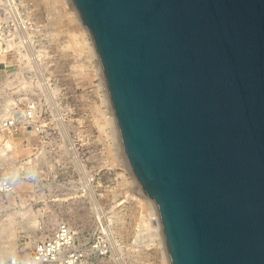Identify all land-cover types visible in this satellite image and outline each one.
I'll list each match as a JSON object with an SVG mask.
<instances>
[{
  "label": "water",
  "instance_id": "obj_1",
  "mask_svg": "<svg viewBox=\"0 0 264 264\" xmlns=\"http://www.w3.org/2000/svg\"><path fill=\"white\" fill-rule=\"evenodd\" d=\"M171 264H264V0H72Z\"/></svg>",
  "mask_w": 264,
  "mask_h": 264
},
{
  "label": "rangeland",
  "instance_id": "obj_2",
  "mask_svg": "<svg viewBox=\"0 0 264 264\" xmlns=\"http://www.w3.org/2000/svg\"><path fill=\"white\" fill-rule=\"evenodd\" d=\"M26 1L36 23L30 37L38 41L35 48L45 55V77L57 88L53 90L59 100V107L43 109L40 119H65V127H73L75 133H69L76 137L73 147L71 139L53 137L54 125L48 124L43 138L29 129L7 139L11 150L9 160H0V176L14 178L17 192L0 197V264H7L16 253H29L36 241L52 235L59 222L68 223L77 233V245L85 249L92 264H163L162 249L150 237L154 218L131 174L133 170L129 162L131 172L122 159L114 158L115 144L101 94L93 87L90 50L83 44L77 10L69 0ZM12 32L1 28L0 43ZM75 38L80 41L78 49L71 46ZM5 48L0 45V98L9 95L2 84H13L2 63H15V52L9 55ZM18 78L30 81L25 75ZM74 159L83 170L81 175L100 187L95 192L103 199L99 204L102 223L93 205L71 199V186L77 179L71 171ZM101 167L108 169L106 174L100 172ZM99 237L109 242L106 253L89 250Z\"/></svg>",
  "mask_w": 264,
  "mask_h": 264
},
{
  "label": "built area",
  "instance_id": "obj_3",
  "mask_svg": "<svg viewBox=\"0 0 264 264\" xmlns=\"http://www.w3.org/2000/svg\"><path fill=\"white\" fill-rule=\"evenodd\" d=\"M30 14L31 9H29L26 0H0V29L14 31L9 34L10 37L2 39L0 45L6 47L4 51L9 55L15 52V63H2V68L6 70V76L13 79V84H2L3 89L9 91V95L0 98V143L29 129L43 138L47 134L44 126L48 124L54 125L51 128L53 137L69 138L73 143L76 136L70 135V133H75V129L72 127L67 130L65 119L56 118L49 122L40 119L42 110L58 108L59 100L58 93L53 90L57 88L53 86L50 78L45 77V55L41 50L35 48L38 46V41L30 37L29 31L36 26L35 20ZM11 45L15 48L10 49ZM89 57L95 81L93 87L101 94V103L106 108V102L104 103L103 99L105 94L109 95V92L100 59L98 54L94 57L91 52ZM18 75L21 77L25 75L30 81L28 83L21 81ZM109 129L112 134L113 127L110 126ZM111 141L114 144L116 142L117 145L119 143L123 149L120 132L119 139L117 138L115 141L111 136ZM72 145L74 147V143ZM68 149H70V145ZM72 165L71 171L77 174V179L71 186L73 191L71 199L94 205L89 187L95 197L97 194L95 191L100 187L93 184V179L87 180L81 175V170L75 159ZM107 170V168L101 167L100 172L106 174ZM16 192L15 179L9 176H0V197ZM96 198L99 200V204L103 201L100 197ZM99 238L89 250L106 253L109 249V242ZM7 264L91 263L85 249L77 245V233L68 223L60 222L50 237L36 241L27 254H14L8 259Z\"/></svg>",
  "mask_w": 264,
  "mask_h": 264
},
{
  "label": "bare ground",
  "instance_id": "obj_4",
  "mask_svg": "<svg viewBox=\"0 0 264 264\" xmlns=\"http://www.w3.org/2000/svg\"><path fill=\"white\" fill-rule=\"evenodd\" d=\"M69 4H71L72 8L75 9L73 3H72V0H69ZM76 10V9H75ZM76 19L78 20V23H79V26L81 27L82 29V35H83V40L85 42H83V44L85 43L86 45L88 44V48L90 50V52L92 53V55L95 57L97 56V51H96V48H95V45H94V42H93V39L91 37V34L90 32L88 31V33L86 31H84V27H83V23H82V20L80 18V15H79V12L76 11ZM87 29V28H86ZM88 30V29H87ZM78 37V36H77ZM73 45L71 46H74L75 48L78 49L80 45V41L78 40V38L74 39L73 40ZM84 44V46H85ZM70 46V45H69ZM88 50V49H87ZM88 50V51H89ZM104 100V103L106 104V110L104 112V114L106 115V122H108L111 127H113V132H112V136L113 138L116 139L118 138L119 139V129H118V126H117V122H116V117H115V114H114V110L112 108V104H111V100H110V96L106 95L105 94V98L103 99ZM106 124V123H105ZM72 142V141H71ZM3 142L0 143V160H9V151L11 150V145L9 143L8 140L4 141V143L2 144ZM71 144V143H70ZM72 154H76V152H74V149H72ZM114 158H119L122 159V163H124V165H126L128 168H129V171L131 170L130 167L128 166L129 164L127 163L128 160L126 161V157H125V152L124 150L121 148V146L117 145V143L115 142V148H114ZM77 156V155H76ZM11 157V156H10ZM122 157V158H121ZM78 160V159H77ZM76 161V160H75ZM80 162V161H79ZM8 164V163H7ZM80 164V163H79ZM85 167V166H84ZM82 168H83V165H82ZM81 171H83L81 168H80ZM86 170V168H85ZM84 170V171H85ZM132 171V170H131ZM130 171V172H131ZM87 174V173H85ZM84 174V175H85ZM131 174H133L132 176L134 177V180H135V183L138 184L139 186V192L140 194H142L144 200H145V203L146 205L148 206V210L149 211V214L151 216H153L154 220L153 222L150 224V234H151V238L155 239V241H157V245L162 249V263L163 264H171L170 262V258H169V254H168V250H167V246H166V243H165V239H164V235H163V231H162V227H161V223H160V219H159V216H158V212H157V208H156V205H155V202L154 200L149 197L148 195H145L144 192H142L141 190V187L139 185V182L135 176V174L133 172H131ZM87 176V175H86ZM89 192L91 194V198H92V201L94 202V207L96 209V215H97V218L100 219V222H101V219H102V215H103V210L102 208L99 206V200L97 198H95L92 194H93V191L92 189L90 190V187H89ZM97 206V207H96ZM106 216V215H105ZM60 223V222H59ZM58 223V224H59ZM102 223V222H101ZM106 223V222H105ZM109 225V224H108ZM105 227V226H104ZM107 227V226H106ZM106 230V229H105ZM147 234V233H146ZM116 246V245H115ZM115 251L116 248H115ZM2 247H1V244H0V261L2 260ZM1 263V262H0ZM92 264V263H91Z\"/></svg>",
  "mask_w": 264,
  "mask_h": 264
},
{
  "label": "crops",
  "instance_id": "obj_5",
  "mask_svg": "<svg viewBox=\"0 0 264 264\" xmlns=\"http://www.w3.org/2000/svg\"><path fill=\"white\" fill-rule=\"evenodd\" d=\"M28 131H30V130H26V132H28ZM26 132L24 131L23 134H25Z\"/></svg>",
  "mask_w": 264,
  "mask_h": 264
}]
</instances>
